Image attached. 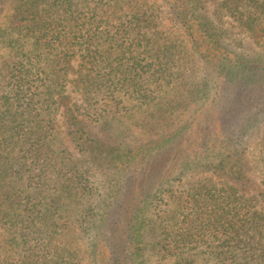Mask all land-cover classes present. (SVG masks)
<instances>
[{
	"label": "trees",
	"instance_id": "trees-1",
	"mask_svg": "<svg viewBox=\"0 0 264 264\" xmlns=\"http://www.w3.org/2000/svg\"><path fill=\"white\" fill-rule=\"evenodd\" d=\"M166 1L218 89L172 131L125 145L109 130L110 107L134 100L162 119L205 99L209 83L188 80L143 0H15L1 30L0 264H77V231L93 264H192L186 249L201 245L212 264H264L244 152L264 119V57L234 51L219 23L228 15L264 38V0L212 11L206 0ZM78 52L84 107L66 88ZM198 172L232 185L181 188Z\"/></svg>",
	"mask_w": 264,
	"mask_h": 264
},
{
	"label": "rangeland",
	"instance_id": "rangeland-1",
	"mask_svg": "<svg viewBox=\"0 0 264 264\" xmlns=\"http://www.w3.org/2000/svg\"><path fill=\"white\" fill-rule=\"evenodd\" d=\"M150 11L154 12V29L159 32L160 41H165L175 47L176 52L183 59V67L190 82L197 85H203L208 82V95L201 101H195L189 106L180 107L168 113L165 118H157L150 114L151 110L147 106H140L134 100H126L125 103L116 107H110L109 130L119 141L125 145H135L142 142L156 140L164 134L172 131L174 128L185 122L189 117L194 116L199 110L206 108L212 104L213 98L217 92L219 79L213 69L203 60L195 51L191 41L186 36L184 29L179 22L174 20L173 15L169 11L166 0H143ZM209 9L212 11L216 7L219 0H206ZM15 0H0V66L2 59L7 53V47L3 42L2 32L6 26L10 15L14 9ZM222 28L226 30L225 42L236 52H241L249 56L264 57V38L255 37L251 32L239 27L238 22L228 15L223 16V20L219 22ZM72 67L68 71L66 80V88L68 92H72L73 101L79 102L83 107L82 94L74 87L76 79L83 76L84 66L81 52L73 55ZM81 75V76H80ZM103 101L98 104L99 109L103 112ZM95 112V110H91ZM56 118L59 123L62 122V109L56 112ZM264 144V119L259 126L248 137L244 152L247 160L245 164L247 172L252 178V184L247 192L249 196L254 197L253 211L258 210L264 213V159L262 149ZM181 188L195 189L200 185H213L218 187H227L232 182L226 183L223 179L217 178L209 172H198L192 178L187 179ZM247 195V196H248ZM0 232L4 230L0 227ZM78 240L74 242V250L77 252L76 263L93 264L88 254L89 240L85 236L76 233ZM188 254L192 256V264H212L213 259L209 258V254L205 252L206 248L201 246H192L186 249ZM151 264H173V259H160L153 256Z\"/></svg>",
	"mask_w": 264,
	"mask_h": 264
}]
</instances>
